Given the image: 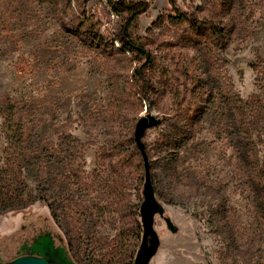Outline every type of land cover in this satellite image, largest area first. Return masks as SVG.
I'll list each match as a JSON object with an SVG mask.
<instances>
[{
  "label": "rangeland",
  "instance_id": "rangeland-1",
  "mask_svg": "<svg viewBox=\"0 0 264 264\" xmlns=\"http://www.w3.org/2000/svg\"><path fill=\"white\" fill-rule=\"evenodd\" d=\"M108 1L89 0L82 9L75 0L56 1L66 21L84 10L93 18L94 27L75 36L39 0H0V103L4 94L16 98L34 123L49 182L44 193L24 168L13 167L8 180L19 188L15 195L22 189L23 195L18 209L0 215V258L14 259L23 244L50 232L56 244L67 250L72 245L81 264L134 259L143 175L135 170L130 135L135 122L151 113L167 121L142 138L155 165L150 179L178 230L171 233L155 216L160 245L149 264H247L242 255L228 254L227 235L211 223L219 204L238 245L260 263L264 228L241 177L228 117L208 98L222 91L262 101L253 113L256 154L264 167V0H175L181 11L227 25V46L207 53L201 34L171 20L169 0H144L148 8L131 32L156 55L157 93L141 103L130 83L133 65L112 48L118 47V19ZM200 104L207 110L178 152V178L168 177L163 164L169 142L185 134L188 114ZM2 122L0 114V173L11 170L14 156ZM71 144L77 152H66ZM45 199L60 206L56 219Z\"/></svg>",
  "mask_w": 264,
  "mask_h": 264
},
{
  "label": "trees",
  "instance_id": "trees-1",
  "mask_svg": "<svg viewBox=\"0 0 264 264\" xmlns=\"http://www.w3.org/2000/svg\"><path fill=\"white\" fill-rule=\"evenodd\" d=\"M41 3H45L49 6L57 20L63 25H67L74 31V35L78 36L79 33L86 28H92L95 22L92 17L87 16V12L82 11L79 17L71 21H66L61 12L57 8V0H39ZM89 0H75L76 6L80 9ZM172 15L169 16L172 21L185 24L187 27L204 37V51L207 53L212 47L223 49L229 42V30L227 25L223 21H216L210 17H200L195 12L181 11L175 3V0H169ZM112 11L118 19L117 23V39L118 47L112 43V48L116 53L122 55L130 64H132V70L130 74V83L134 88V96L140 103L142 101L148 102L152 96L157 93V84L153 78V71L157 65V58L153 51L149 50L146 45L141 44L132 35V29L135 27L138 17L144 13L148 4L144 0H109L108 1ZM156 25V22L154 23ZM92 32V31H91ZM97 37V35H93ZM98 39V38H97ZM103 40H99L98 45L102 47ZM210 49V50H209ZM209 96L208 103L219 104L221 111L228 118V128L230 140L234 152L240 161L241 177L246 180V183L250 189V194L256 208L257 217L259 220V226L264 228V167L259 164L256 150V142L254 139V130L256 129L257 115L253 113L254 104H259L262 107V101L253 96L246 101L242 100L238 94L229 95L222 91ZM251 111L250 113L248 112ZM207 106L204 104L196 105L191 108L186 121L185 134L179 135V137L172 143L170 141V152L164 157L163 169L167 173L168 177H177L178 164V152L187 144L188 140L194 137V134L199 130V123L203 114L206 112ZM0 114L2 117V127L9 141L10 152H13V161L11 162V170H5L0 173V215L4 212L18 209L21 204L19 199L23 195L16 192L19 188L14 187V180H8L9 175L15 176L13 167L18 169H25L26 172L33 177L38 184L40 191H47L48 180L44 178L45 170L47 169V155L46 151L41 150L38 146H35L36 134L35 125L28 118L24 109L21 107V103L16 98L11 97L9 94H4L0 103ZM161 123L167 121V119L160 118ZM136 123V122H135ZM133 125V124H132ZM135 126V124H134ZM131 129L130 142L134 145L133 130ZM164 146L166 144H163ZM166 147H168L166 145ZM168 149V148H166ZM67 151L77 152L76 144L67 146ZM146 151V150H145ZM149 161V170L155 168L154 162L151 160L148 152H146ZM131 155L135 158V170L137 173L143 175L144 168L143 162L139 150L134 145ZM70 157V155H68ZM155 191V190H154ZM216 193H219L216 192ZM48 203L53 217L57 218V206L51 200L45 199ZM224 204H219L214 212V218L211 223H214L219 229V233H225L229 243L227 244V252L231 255L230 251L234 255H242L245 259H249L247 264H264V259L259 263L254 261L242 247L238 245L235 236L233 235L230 222L224 210ZM139 214V208L138 212ZM141 223V222H140ZM68 255L75 264H81L76 255L73 253L72 245H68ZM248 257V258H247ZM250 257V258H249ZM133 258H130L128 264H132Z\"/></svg>",
  "mask_w": 264,
  "mask_h": 264
},
{
  "label": "water",
  "instance_id": "water-1",
  "mask_svg": "<svg viewBox=\"0 0 264 264\" xmlns=\"http://www.w3.org/2000/svg\"><path fill=\"white\" fill-rule=\"evenodd\" d=\"M160 123V118L148 113L136 121L133 130L134 143L143 162L144 178L141 192L143 200L139 206L142 233L132 264H149L157 253L160 240L154 229L155 216L163 219L166 228L171 233H176L178 230L172 220L165 216V208L156 198L150 179L149 161L142 142L145 132ZM21 250L23 251L22 254L10 261H2L0 258V264H75L69 257L67 249L60 243L56 244L50 232L36 236L30 244H23Z\"/></svg>",
  "mask_w": 264,
  "mask_h": 264
},
{
  "label": "flooded vegetation",
  "instance_id": "flooded-vegetation-1",
  "mask_svg": "<svg viewBox=\"0 0 264 264\" xmlns=\"http://www.w3.org/2000/svg\"><path fill=\"white\" fill-rule=\"evenodd\" d=\"M31 242H32V241H31ZM31 242H30V243H31ZM30 243H29V244H30ZM21 254H22V253L20 252L19 255H21ZM19 255H18V256H19Z\"/></svg>",
  "mask_w": 264,
  "mask_h": 264
}]
</instances>
